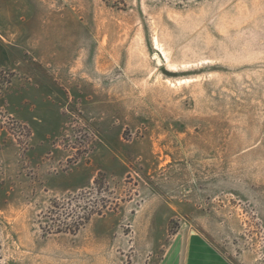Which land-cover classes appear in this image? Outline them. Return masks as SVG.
<instances>
[{
    "label": "rangeland",
    "instance_id": "1",
    "mask_svg": "<svg viewBox=\"0 0 264 264\" xmlns=\"http://www.w3.org/2000/svg\"><path fill=\"white\" fill-rule=\"evenodd\" d=\"M0 36V264H264V0H0Z\"/></svg>",
    "mask_w": 264,
    "mask_h": 264
},
{
    "label": "crops",
    "instance_id": "2",
    "mask_svg": "<svg viewBox=\"0 0 264 264\" xmlns=\"http://www.w3.org/2000/svg\"><path fill=\"white\" fill-rule=\"evenodd\" d=\"M3 40L4 39L0 36V69L11 67L13 62ZM13 87L14 81L10 85L9 93ZM2 98L4 97L0 94V104L2 102ZM205 247L206 246L203 243L197 242V240H192V250H190L191 256H189L188 264H225L221 258L211 253Z\"/></svg>",
    "mask_w": 264,
    "mask_h": 264
},
{
    "label": "trees",
    "instance_id": "3",
    "mask_svg": "<svg viewBox=\"0 0 264 264\" xmlns=\"http://www.w3.org/2000/svg\"><path fill=\"white\" fill-rule=\"evenodd\" d=\"M52 211H54V213L52 212L51 216H49V218H47L50 223L53 225L54 228L48 227V229L46 230L47 234H51V233H69V234H74L76 231L80 230L81 228H83L85 226V224L88 222L89 217L94 214V215H100L102 214L101 211H92L91 213L87 214L86 216H83L82 218H78V220L73 221L70 225H67L65 223H61V221L59 220V218H55L56 215H60L61 210H60V204L58 202H55L52 205ZM57 222L59 224H57Z\"/></svg>",
    "mask_w": 264,
    "mask_h": 264
}]
</instances>
